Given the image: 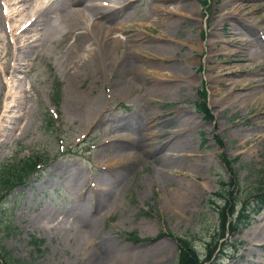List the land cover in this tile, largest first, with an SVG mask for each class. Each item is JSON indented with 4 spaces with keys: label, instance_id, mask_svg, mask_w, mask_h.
Returning a JSON list of instances; mask_svg holds the SVG:
<instances>
[{
    "label": "rangeland",
    "instance_id": "rangeland-1",
    "mask_svg": "<svg viewBox=\"0 0 264 264\" xmlns=\"http://www.w3.org/2000/svg\"><path fill=\"white\" fill-rule=\"evenodd\" d=\"M118 9L113 22L123 26L108 41L122 45L102 44L111 62L98 84L82 81L88 101L78 114L67 113L59 65L62 46L72 40L58 36L44 51L36 46L18 81L0 72V165L44 163L0 197V244L20 264H105L92 255L104 246L142 252L140 264H177L178 238L189 240L201 259L215 239L211 257L225 253L218 262L264 264V240L257 247L248 242L263 226L264 209L247 214L249 222L239 217L238 225L229 224L244 204L258 205L262 197L254 187L264 180V0H128ZM163 45L170 54L157 50ZM157 83L165 90L150 91ZM97 116L102 122L95 127ZM14 120L19 126L10 131ZM184 120L183 141L175 145L181 150L173 146L178 151L170 156L167 135ZM105 133L115 135L109 143L120 156L96 153ZM160 154L170 161L165 166ZM219 191L228 195L210 205ZM230 204L239 212L226 209L229 230L219 242L220 214ZM76 216L94 227L96 237L83 246ZM56 227L63 231L54 233Z\"/></svg>",
    "mask_w": 264,
    "mask_h": 264
},
{
    "label": "bare ground",
    "instance_id": "bare-ground-1",
    "mask_svg": "<svg viewBox=\"0 0 264 264\" xmlns=\"http://www.w3.org/2000/svg\"><path fill=\"white\" fill-rule=\"evenodd\" d=\"M128 0H0V72L3 77L10 76L18 81L16 73L20 70L22 61L29 58L31 54H37L36 46L40 51L45 50L46 44H53L56 37H61L62 41L66 42L72 40L69 46L64 48V52L59 57V65L66 76V110L69 115L78 114V107L84 106L88 101V95L86 88L83 89L82 81H88L89 84H98L99 79L105 74L108 69V65L111 62L109 53L103 49L102 44L105 42L106 46L111 45L116 49L122 42L119 38H112L108 41L110 32H113L117 25L123 26V21L113 22L115 17L113 15L118 14L119 5L127 2ZM27 8L30 10L27 11ZM168 16L171 15L168 12ZM19 18L15 21V18ZM117 19V17H116ZM109 24H108V23ZM18 23V24H16ZM23 24V25H22ZM35 32L36 38L30 34ZM38 44V45H34ZM257 42H251L244 40L245 46L255 48ZM62 50V49H61ZM157 50L166 56L171 53L169 46H159ZM250 57H253L251 50L249 49ZM124 68V67H122ZM124 74L128 72V69H123ZM15 80H13L14 82ZM125 78L121 77L119 82H124ZM133 82L134 79H130ZM16 82V81H15ZM128 82V81H127ZM22 87V84H18V89ZM156 91L159 93L165 88H161V84L157 83L155 89L150 91ZM12 96V95H10ZM14 105H8L6 108L11 109ZM16 120V118H15ZM14 120V126L10 127V131L13 128H17L19 125ZM102 122V118L96 117L94 120V126H98ZM123 126V125H122ZM187 127L186 120L179 122L177 126V132H171L167 135V142L170 146L172 154L177 149L181 150V147L175 146L181 144L183 141V131ZM132 129V127H128ZM110 134V133H109ZM104 134L105 138L98 145V153H117L119 151L116 146H111L109 141L114 139L115 135ZM165 136V134H164ZM83 138V141H85ZM127 138V137H126ZM125 139L124 141L128 140ZM129 144H134V141L129 139ZM192 157V155H189ZM163 154L157 157V161H162ZM163 166L168 164L169 159H164ZM194 169V166L191 167ZM77 192L78 199L85 194ZM180 194V193H178ZM175 206L177 201H171ZM183 203V202H182ZM181 203H179L180 205ZM185 206H189L190 202L185 201ZM191 207V206H190ZM75 225L76 233L82 237L81 246L85 242L93 240L96 236L94 233V227L86 220L81 219L79 216L75 217L72 221ZM259 226L257 230L251 233L250 240L248 241L252 247L259 246L260 242L264 240V223L258 221ZM71 226V225H70ZM54 233H60L63 231L61 227L54 228ZM240 230H236L235 234H239ZM77 235V236H78ZM159 243L154 244L146 254H154L159 249ZM94 250V249H93ZM95 251V250H94ZM92 253L95 257L100 258L98 260H104L105 264H140L142 258L141 253H133L126 250L113 251L107 247H103L96 254ZM159 257L157 254L156 258Z\"/></svg>",
    "mask_w": 264,
    "mask_h": 264
},
{
    "label": "trees",
    "instance_id": "trees-1",
    "mask_svg": "<svg viewBox=\"0 0 264 264\" xmlns=\"http://www.w3.org/2000/svg\"><path fill=\"white\" fill-rule=\"evenodd\" d=\"M205 4V3H204ZM206 94V93H205ZM206 102V99H205ZM202 112H204L207 116L210 117L209 111L207 107L204 105H200L199 107ZM46 122L51 126L52 119L51 117L46 114ZM220 141V140H218ZM238 161V158H235L234 160H231V162H227L229 165L230 163L234 164ZM43 164L40 159L38 160H25L18 163H4L0 165V197L7 194L9 191H11L15 186L22 184L23 181L29 177V176H35L38 174L37 167ZM264 191V180H260L259 184L254 187V193L262 195L259 199L256 200L255 203L256 208L253 210L254 212L257 211L261 206L264 205V194H262ZM228 195V194H227ZM225 194L222 192H216L213 197L208 199L210 205H217V201H222L226 198ZM240 193H236V198H234V203L238 197H240ZM246 204L242 206L243 208H246ZM233 207L234 205H225L224 209L222 210V213L220 214L221 221L219 222V225L217 226L216 231L218 232V241L223 238L224 236V230H225V219H226V209L230 208L231 214H233ZM241 209V210H242ZM240 210V211H241ZM244 209L240 212V215H238L237 219H235L230 224L231 227H235V225L239 224V217L243 218V221L248 222L249 215L244 214ZM235 229V228H234ZM179 242V252L177 256V264H205L208 263L211 254L213 252V248H215L216 240L214 239L213 242H209L207 244V254L204 253L205 259L202 260L200 258V255L195 251L193 244L187 239L178 238ZM0 260L3 262V264H20L18 260L14 259L10 252L6 251L1 245H0ZM211 264V263H210ZM215 264V263H212Z\"/></svg>",
    "mask_w": 264,
    "mask_h": 264
}]
</instances>
